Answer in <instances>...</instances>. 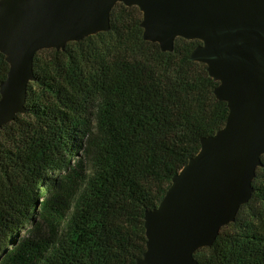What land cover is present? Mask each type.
Instances as JSON below:
<instances>
[{"label": "trees", "instance_id": "1", "mask_svg": "<svg viewBox=\"0 0 264 264\" xmlns=\"http://www.w3.org/2000/svg\"><path fill=\"white\" fill-rule=\"evenodd\" d=\"M138 7L111 29L34 58L27 113L0 128V264H136L158 207L229 115L219 82L177 38L145 41ZM9 64L0 53V83ZM1 98V96H0ZM252 199L200 264H264V155Z\"/></svg>", "mask_w": 264, "mask_h": 264}, {"label": "water", "instance_id": "2", "mask_svg": "<svg viewBox=\"0 0 264 264\" xmlns=\"http://www.w3.org/2000/svg\"><path fill=\"white\" fill-rule=\"evenodd\" d=\"M138 7L145 41L173 52L177 38L202 44L190 55L207 66L229 115L145 212L146 251L136 264H200L221 229L252 199L264 155V0H0V128L26 114L35 55L108 32L111 12Z\"/></svg>", "mask_w": 264, "mask_h": 264}]
</instances>
